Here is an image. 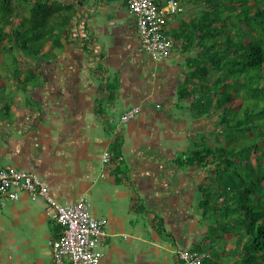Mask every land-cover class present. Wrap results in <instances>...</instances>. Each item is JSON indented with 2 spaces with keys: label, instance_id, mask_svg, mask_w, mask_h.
<instances>
[{
  "label": "crops",
  "instance_id": "crops-1",
  "mask_svg": "<svg viewBox=\"0 0 264 264\" xmlns=\"http://www.w3.org/2000/svg\"><path fill=\"white\" fill-rule=\"evenodd\" d=\"M126 1L87 0L80 25L73 21L57 56L28 61L39 71V80L27 91L14 90L9 82L0 89V167L39 173L62 203L88 198L107 231L99 245V264H184L178 250L184 242H198L208 228L207 222L199 224L196 210L186 211L197 183L190 178L187 183L174 163L185 143L165 138L166 131L184 138L194 135L183 129L193 117L177 106L187 54L175 47L156 59L145 50ZM102 65L106 72L101 74ZM104 79L113 81L114 94ZM132 106L141 112L115 124L125 160L117 170L116 163L103 160L115 138L106 117ZM196 120L211 124L205 116ZM158 220L163 229L155 227ZM21 222V228L34 230L28 237L0 217V264H54L50 241L58 225L49 227L30 210ZM41 230L48 233L50 247Z\"/></svg>",
  "mask_w": 264,
  "mask_h": 264
},
{
  "label": "trees",
  "instance_id": "trees-1",
  "mask_svg": "<svg viewBox=\"0 0 264 264\" xmlns=\"http://www.w3.org/2000/svg\"><path fill=\"white\" fill-rule=\"evenodd\" d=\"M167 1L158 0L160 6ZM178 1L185 10L169 16L166 32L187 54L177 106L195 119L183 124L194 135L187 137L190 142L174 163L187 183L189 178L197 183L186 211L193 208L201 217L199 224L208 223L198 242L182 247L205 253L202 264H264V0ZM86 2L0 0V89L10 79L14 90L27 91L39 80V71L28 60L47 54L55 58L73 21L80 25ZM84 45L91 50L88 41ZM104 68L100 66L101 74ZM104 81L112 95L115 84ZM133 107L106 117L115 136L110 150L115 162L110 163L117 170L125 160H117L123 156V139L116 125ZM204 116L208 126L196 120ZM161 221L155 227L163 229Z\"/></svg>",
  "mask_w": 264,
  "mask_h": 264
},
{
  "label": "built area",
  "instance_id": "built-area-1",
  "mask_svg": "<svg viewBox=\"0 0 264 264\" xmlns=\"http://www.w3.org/2000/svg\"><path fill=\"white\" fill-rule=\"evenodd\" d=\"M127 8L135 17L141 45L156 59H163L174 47V38L167 30L169 16L185 7L178 0H168L163 6L158 0H127ZM140 112L135 106L120 118L125 123ZM112 121L114 119L112 118ZM124 157L120 156L119 161ZM105 162H113L110 150L103 153ZM26 192L33 200L41 198L49 218L61 226V231L50 241L54 264H99L107 231L105 220L96 216L86 197L62 203L52 194L48 183L35 171L7 165L0 168V204L17 200ZM178 258L184 264H202L205 253L183 247Z\"/></svg>",
  "mask_w": 264,
  "mask_h": 264
},
{
  "label": "rangeland",
  "instance_id": "rangeland-1",
  "mask_svg": "<svg viewBox=\"0 0 264 264\" xmlns=\"http://www.w3.org/2000/svg\"><path fill=\"white\" fill-rule=\"evenodd\" d=\"M126 5H127V2H126ZM27 12H28V10H27ZM47 55H44L43 57L47 58ZM28 61H32V60L29 59ZM8 63H10V61H8ZM11 64H12V62H11ZM9 83L12 87L13 81L9 79ZM11 97H12V95H11ZM121 124H123V123H121ZM165 138L169 141L168 143H172V141L174 143H185V147L190 142L188 138L175 136L170 131L165 132ZM4 165H6V163ZM23 195H22V198L20 200L10 202L4 209L0 208V217H3L5 219V224H7L9 227L13 228L16 231V233L21 232L24 234L25 237H28V235L32 234L34 232V230L32 228H30V226L25 227V228H21V223H22L21 219L26 215L28 210H30V213L33 212L37 217L38 216L42 217L44 221H48L49 227L54 226V224H56L55 222L50 220L49 216L47 215L46 209L44 207L45 206L44 201L41 198L33 200L32 198H30V197L26 198ZM19 206L22 208V212H20V213L17 211ZM27 206H30V208ZM192 223H194L195 226H198L196 221L192 222ZM38 233H41L40 236H42V239L45 240L46 247H50L48 233L44 230L38 231ZM26 242L32 243V239L28 238L26 240Z\"/></svg>",
  "mask_w": 264,
  "mask_h": 264
},
{
  "label": "bare ground",
  "instance_id": "bare-ground-1",
  "mask_svg": "<svg viewBox=\"0 0 264 264\" xmlns=\"http://www.w3.org/2000/svg\"><path fill=\"white\" fill-rule=\"evenodd\" d=\"M174 47H175V46H174ZM174 47H173V48H174ZM172 50H173V49H172ZM172 50H171V51H172ZM140 111H141V107H140Z\"/></svg>",
  "mask_w": 264,
  "mask_h": 264
},
{
  "label": "clouds",
  "instance_id": "clouds-1",
  "mask_svg": "<svg viewBox=\"0 0 264 264\" xmlns=\"http://www.w3.org/2000/svg\"><path fill=\"white\" fill-rule=\"evenodd\" d=\"M185 7V6H184ZM185 10V9H184ZM130 121V120H129ZM129 121H127V122H129ZM127 122H125V123H127Z\"/></svg>",
  "mask_w": 264,
  "mask_h": 264
}]
</instances>
